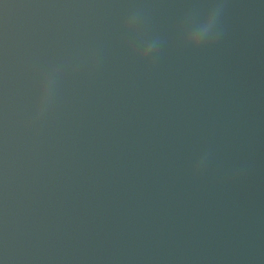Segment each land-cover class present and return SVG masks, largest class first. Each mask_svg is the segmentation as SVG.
<instances>
[{"label":"water","instance_id":"95a60500","mask_svg":"<svg viewBox=\"0 0 264 264\" xmlns=\"http://www.w3.org/2000/svg\"><path fill=\"white\" fill-rule=\"evenodd\" d=\"M216 2L0 0V264H264V0L186 47Z\"/></svg>","mask_w":264,"mask_h":264},{"label":"clouds","instance_id":"9594fccd","mask_svg":"<svg viewBox=\"0 0 264 264\" xmlns=\"http://www.w3.org/2000/svg\"><path fill=\"white\" fill-rule=\"evenodd\" d=\"M223 5L219 0L216 3L210 5L209 9L204 13V15L200 18L198 23L203 26V31H197L195 33H191L190 31H186L183 35V43L186 47L190 48H198L204 46L206 44L211 43L215 39V35L213 29L217 25L218 19L221 15ZM140 20V13L133 12L124 24V29L126 31L133 30ZM160 44L158 38L153 39L150 43L147 44L140 52L139 56L141 59H145L152 55ZM58 75V70H53L50 74L46 75L43 79L42 86V94L41 101L46 99L47 92L49 86L54 82L55 78Z\"/></svg>","mask_w":264,"mask_h":264}]
</instances>
